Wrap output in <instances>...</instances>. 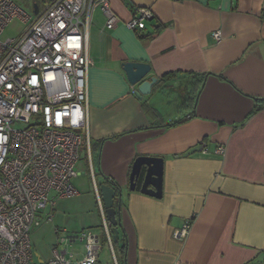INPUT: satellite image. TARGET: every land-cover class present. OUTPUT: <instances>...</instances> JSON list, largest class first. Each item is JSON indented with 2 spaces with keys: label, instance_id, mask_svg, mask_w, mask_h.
<instances>
[{
  "label": "crops",
  "instance_id": "0c3cea01",
  "mask_svg": "<svg viewBox=\"0 0 264 264\" xmlns=\"http://www.w3.org/2000/svg\"><path fill=\"white\" fill-rule=\"evenodd\" d=\"M27 1L39 12L50 0ZM109 1L119 22L107 30L95 9L86 33L87 171L72 180L74 195L39 212L32 263L46 264L53 248L81 261L76 236L90 231L101 245L95 264H264V108L255 102L264 98V0ZM139 8L153 19L131 32L124 23ZM128 62L149 64L156 79L140 100ZM138 157L163 161L161 199L129 190ZM94 184L98 196L103 184L122 195L109 239Z\"/></svg>",
  "mask_w": 264,
  "mask_h": 264
},
{
  "label": "built area",
  "instance_id": "2783aa9c",
  "mask_svg": "<svg viewBox=\"0 0 264 264\" xmlns=\"http://www.w3.org/2000/svg\"><path fill=\"white\" fill-rule=\"evenodd\" d=\"M105 17V28L119 22L109 0H50L36 14L18 40H3L4 28L14 18L31 17L12 0H0V264H33L30 231L52 197L74 195L71 184L81 145L89 150L87 79L91 66L86 33L92 12ZM128 22L129 31L144 30L153 19L149 8H139ZM215 43L220 31L212 32ZM204 145L202 144V147ZM215 153L224 156V146ZM94 191L100 204L98 189ZM111 224L104 220L107 239ZM189 222L174 237L185 238ZM83 259L72 262L64 249L53 248L46 264H95L101 245L90 231Z\"/></svg>",
  "mask_w": 264,
  "mask_h": 264
},
{
  "label": "water",
  "instance_id": "95a60500",
  "mask_svg": "<svg viewBox=\"0 0 264 264\" xmlns=\"http://www.w3.org/2000/svg\"><path fill=\"white\" fill-rule=\"evenodd\" d=\"M37 13V8H34L33 14ZM150 65L139 62L123 63L122 70L126 73L127 81L129 85L137 89L134 97L139 100L142 96H147L154 85H156V79L154 77L147 78L150 74ZM144 81V79H146ZM163 161L158 158H146L138 157L134 161L130 169V175L128 178L129 190L134 191L139 188L141 194L154 197L156 199L162 198V174H163ZM99 196H101L102 208L105 210V216L107 220H110L113 228L117 225L115 220V206L121 198L120 190H116L113 187L105 184L99 186Z\"/></svg>",
  "mask_w": 264,
  "mask_h": 264
},
{
  "label": "rangeland",
  "instance_id": "374dc122",
  "mask_svg": "<svg viewBox=\"0 0 264 264\" xmlns=\"http://www.w3.org/2000/svg\"><path fill=\"white\" fill-rule=\"evenodd\" d=\"M14 4L17 5V7L20 9L21 12H24L26 15H28L29 17H31V20L28 22H24L21 21L20 18H14L10 21V23L4 28V32L2 34V39L6 40V39H14V40H18L20 37L23 36V33L25 32L26 28L30 25V23L34 20V8L31 2L27 1V0H14ZM80 149V158H79V162L78 165L76 167V172L80 171V173H82L83 171H87L84 165V152H85V148L83 145H81L79 147ZM81 177H85L84 175ZM104 241L103 238L101 239V242Z\"/></svg>",
  "mask_w": 264,
  "mask_h": 264
},
{
  "label": "trees",
  "instance_id": "16d2710c",
  "mask_svg": "<svg viewBox=\"0 0 264 264\" xmlns=\"http://www.w3.org/2000/svg\"><path fill=\"white\" fill-rule=\"evenodd\" d=\"M256 104H257V107H256V111L258 110V109H262V108H264V98H259V99H257L256 101ZM86 149V148H85ZM108 182H110V181H105V183L106 184H109ZM112 184V183H111ZM114 189H116V190H118V187L116 186V184H113V186H112Z\"/></svg>",
  "mask_w": 264,
  "mask_h": 264
}]
</instances>
